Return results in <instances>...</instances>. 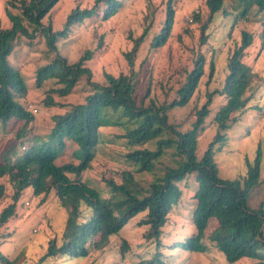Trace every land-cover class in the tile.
I'll list each match as a JSON object with an SVG mask.
<instances>
[{
	"label": "trees",
	"instance_id": "obj_1",
	"mask_svg": "<svg viewBox=\"0 0 264 264\" xmlns=\"http://www.w3.org/2000/svg\"><path fill=\"white\" fill-rule=\"evenodd\" d=\"M59 1L17 0L10 6L20 14H8L11 27L2 28L0 19V128L13 119L23 121L25 125L17 133V144L11 150L16 154L23 149V155L11 162V154H6L4 162L0 163V177H7L14 189L13 203L0 214V225L15 216L17 203L25 190L31 189L37 198L43 196V202L54 192L66 217L61 245H58L57 236L51 239L37 264L47 259L53 260L51 264H59L58 258L86 259L94 251L105 249L114 237L120 236L128 222L140 214L144 216L140 225L148 228L147 240H156L159 247L158 239L168 222L169 213L182 200L179 183L196 174L198 190L194 195V234L180 246L191 253H205L208 241L231 264L242 259L264 264V201L257 208L249 206L250 194L260 183L261 150L256 151L252 162L246 159L247 171L237 183L220 179L213 161L216 146L220 147L227 140V132L238 124V114L244 112L258 88L254 83L252 67L243 60L245 51L254 43V35L247 31L241 34V45L227 60L228 73L220 89L210 88L215 74L214 62H210L204 93L206 102L199 107V84L206 75L205 56L201 53L207 42L204 35L206 25H203L193 67L180 78L179 86L175 87L177 95L172 100L165 96L158 103L157 100H148V91L139 104L133 97L137 83L135 75L139 76V71L133 70L134 60L139 49L145 48L148 36L153 31L157 7L148 0L150 2L146 3L143 16L128 26V40L133 46L124 58L130 74L121 73L115 77L105 73V81L100 82L86 65L93 60L98 49L95 52L85 51L73 63L59 53L57 41L67 37L73 26L83 28L87 20L94 17L110 21L124 7L126 0H95L94 5L86 9L77 6L66 16L64 29L53 31L51 25H44L43 19ZM242 1L248 6L255 4L258 15L264 13V0ZM225 3L226 0H208L210 16L221 12ZM172 4L173 0H169L166 19L160 23L159 36L156 35L151 41L152 48L164 46L171 35L176 15ZM23 22L33 27V32L29 33ZM139 30L141 32H137ZM39 32L45 34L46 44L55 52V56L50 63L37 70L36 87L42 88L49 80H56L63 87L50 90L48 105H57L53 93L66 97L83 78L87 79V87L92 93L85 103L70 105L64 113L56 115L54 127L46 140L41 141L37 148L29 149L26 145L31 132L27 127L35 117L17 100L19 95L24 97L27 94L28 87L22 74L9 65L8 58L20 36L32 38ZM261 43L264 46V24ZM218 98H223L225 103L213 115L212 105ZM184 108H190V117L181 122L172 120L170 112ZM109 111L120 113L122 118L137 124L134 127L124 126L125 132L121 135L123 147L127 148L124 155L126 162L133 164V167L135 165L137 172H153L167 150H174L172 156L185 159L177 167H165L163 177L149 184L140 181L136 171L115 172L109 169L103 174V182L107 186L104 195L85 182L83 174L94 161L101 128L111 124L104 116ZM209 119H212L210 124L211 129L215 128V134L206 152L198 158V134L206 130ZM189 120L192 122L190 128L184 131ZM68 142L76 146L74 158L78 162L68 161L59 165L57 159L68 148ZM150 144L154 145V149L148 147ZM115 175L120 177L121 183L115 179ZM124 245L125 242L122 247ZM0 264H15V261L12 263L0 252ZM142 264H161L159 254Z\"/></svg>",
	"mask_w": 264,
	"mask_h": 264
},
{
	"label": "rangeland",
	"instance_id": "obj_2",
	"mask_svg": "<svg viewBox=\"0 0 264 264\" xmlns=\"http://www.w3.org/2000/svg\"><path fill=\"white\" fill-rule=\"evenodd\" d=\"M17 0H0V19L2 28H10L11 21L8 14L16 16L18 10L11 7V3ZM95 0H60L51 13L43 19L45 26L51 25L53 31L63 30L65 19L75 8L86 9L94 5ZM157 7L154 18L153 31L149 34L144 49L138 52L135 62V75L137 81L136 93L133 97L140 104V99L149 91L148 100L163 101L166 98H174L177 95L175 87H178L180 78L186 70L191 71L193 59L199 50L202 38L201 27L206 25L204 35L207 42L201 53L205 56V77L199 84L201 95L199 107L204 105L205 85L209 74L210 62L215 65V74L211 82V90L220 89L223 86L228 73L227 60L233 55L235 48L241 45V34L244 31L254 35L253 45L245 51L244 62L250 65L254 72V83L257 85L252 99L244 112L238 117L237 125L227 132V140L216 146L214 165L218 170L220 179L229 183H237L244 177L246 159L254 160L256 151L261 150V176L260 183L250 194L249 206L257 208L264 201V46L261 43V30L264 24V13L258 15L255 4L248 6L242 0H226L221 12L210 16L207 6L208 0H173L172 7L175 10V20L170 37L164 46L152 48L151 41L161 29V22L166 19V10L169 0H150ZM148 0H126L124 7L110 21L101 18L87 20L83 28L73 26L71 33L65 38H59L57 47L59 53L69 62H76L87 50L95 52L92 61L86 65L93 71L94 78L104 82V74L115 77L121 73L130 74V68L124 58L126 52L132 49V43L128 40V29L143 16ZM197 17V20L195 18ZM30 32L34 28L23 22ZM157 26V28H156ZM141 32V30L137 31ZM103 36V37H102ZM101 41V46H100ZM13 50L8 58L9 65L19 71L25 79L28 92L24 97L19 95L18 102L35 117L29 123L31 132L27 148H37L41 141L46 140L47 135L54 127V117L68 110L70 105L85 103L86 98L92 93L87 87V79L83 78L71 90L68 96L60 97L52 94L56 106L48 105L51 89H62L56 80H49L42 88L36 87L37 70L52 61L55 52L46 44L45 34L39 32L36 36L28 38L20 36L13 44ZM139 68V69H138ZM141 70V71H140ZM106 75V74H105ZM159 103V102H158ZM225 100L218 98L212 105L213 115L223 106ZM37 111L36 113L34 111ZM192 111L190 108L173 109L170 114L172 120L188 119ZM107 120L111 122L101 128L100 142L95 152L92 166L83 174V180L102 193L107 191L103 182V174L107 170L115 172L130 170L136 171L135 165L126 162L124 157L127 148L123 147L121 135L125 132L124 126L134 127L137 124L122 118L120 113L106 112ZM212 119L206 124V130L198 134L199 147L198 158L201 157L213 141L215 128L211 129ZM191 120L186 121L184 131L188 130ZM134 124V125H133ZM25 127L24 122L13 119L0 128V163L5 160L6 154H11L9 159L15 162L23 155V149L16 154L12 148L17 144V133ZM211 129V130H210ZM57 162L63 165L65 162L78 161L74 158L76 146L68 142ZM149 148L154 149L150 144ZM174 150H167L159 160L153 172H135L138 179L149 184L158 177H163L165 167H177L185 157H174ZM111 174H108L110 176ZM106 177V176H105ZM121 183L119 176H114ZM182 190V200L174 206L169 213L166 226L162 229L159 247L156 240H147L148 228L140 225L143 214L121 230L120 236L114 237L110 244L103 250L94 251L86 259L58 258L59 264H142L151 261L157 255L161 264H231L217 249L210 246L205 253H191L180 245L185 243L194 234L193 214L196 200L194 195L198 190L196 174L188 176L179 183ZM14 189L7 177H0V214L13 203ZM105 193H103L105 195ZM43 196L37 198L31 189L23 192L17 203V211L6 224L0 225V252L15 264H37L49 247V241L58 237V245H61L63 223L65 214L60 210V203L54 192L47 196L45 202ZM125 245L122 247V243ZM124 251L122 253L121 251ZM61 257V256H60ZM55 260V259H54ZM47 259L42 264H51ZM258 261L242 259L232 264H258Z\"/></svg>",
	"mask_w": 264,
	"mask_h": 264
},
{
	"label": "built area",
	"instance_id": "obj_3",
	"mask_svg": "<svg viewBox=\"0 0 264 264\" xmlns=\"http://www.w3.org/2000/svg\"><path fill=\"white\" fill-rule=\"evenodd\" d=\"M34 112L36 113L37 111L35 110Z\"/></svg>",
	"mask_w": 264,
	"mask_h": 264
}]
</instances>
